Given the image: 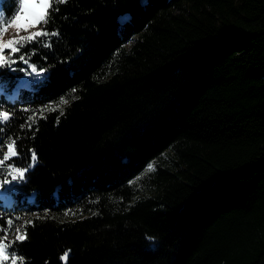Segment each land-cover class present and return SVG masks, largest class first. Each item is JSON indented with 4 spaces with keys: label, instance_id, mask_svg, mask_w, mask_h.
<instances>
[{
    "label": "trees",
    "instance_id": "trees-1",
    "mask_svg": "<svg viewBox=\"0 0 264 264\" xmlns=\"http://www.w3.org/2000/svg\"><path fill=\"white\" fill-rule=\"evenodd\" d=\"M58 7L40 27L59 35L23 50L51 79L0 97V144L37 156L0 202L24 264H264V0Z\"/></svg>",
    "mask_w": 264,
    "mask_h": 264
},
{
    "label": "snow or ice",
    "instance_id": "snow-or-ice-1",
    "mask_svg": "<svg viewBox=\"0 0 264 264\" xmlns=\"http://www.w3.org/2000/svg\"><path fill=\"white\" fill-rule=\"evenodd\" d=\"M65 3H67V0H12V3L8 5L5 0H0V70L7 69L11 73L22 72L26 77H31L28 80L17 78L16 82H13L7 76H0V97L15 100L21 89L29 88L42 83L44 80L51 79L48 75L49 70L43 68L38 70L35 64L30 63L32 52L23 50L36 43L43 44L42 37L59 35L58 30L49 32L46 28L40 26L54 22V13L59 10L58 6ZM6 8L13 9V14L10 18L5 11ZM130 20L131 17L127 14L118 18L121 27L130 22ZM9 26L16 29V35L5 42L2 37ZM38 27L40 30L30 31V29ZM21 32L29 34L20 35ZM44 46L50 47L51 45L44 44ZM6 51L8 55L5 54ZM9 56L12 58L10 59ZM20 62L28 65V68L13 67V65H17ZM72 91L74 93L76 90L73 89ZM61 103H67V100L61 98ZM51 110L54 111L55 109ZM63 114L61 112V115ZM34 115L35 113L29 115L25 121L29 130L32 124L27 122L32 121L35 123ZM15 119L16 113L12 108H2L0 106V134L6 128H11ZM57 119L59 120V117ZM25 124L20 125L21 130L25 128ZM4 139L5 142L0 144V147L6 148L7 151L3 159H0V200L7 201L18 190L17 186L28 178L26 174L34 167L37 156L34 150H29L33 163L27 167L17 166L18 158L22 154L17 150V142L20 137L18 135L9 136ZM148 171H152L151 165L148 166ZM67 214L65 213V215ZM16 219H19V217ZM6 223L7 227L0 226V230L3 232L0 235V264H8L9 261L10 264H17L18 259L24 264L23 256L19 253L17 245L27 239V234L26 232L22 233L21 229L16 227L15 241H8L7 237L13 226V219L9 218ZM31 223V221H26L25 228ZM148 239L151 240L153 238L148 237ZM68 255L69 253L65 252L62 259L66 260Z\"/></svg>",
    "mask_w": 264,
    "mask_h": 264
},
{
    "label": "rangeland",
    "instance_id": "rangeland-1",
    "mask_svg": "<svg viewBox=\"0 0 264 264\" xmlns=\"http://www.w3.org/2000/svg\"><path fill=\"white\" fill-rule=\"evenodd\" d=\"M40 28L38 27V28H34V29H30V31H38ZM29 33H24V32H21L20 33V35H28ZM16 35V29L15 28H12V27H8L7 28V31L5 32V34H4V36L2 37V39H3V41H7L8 39H11V38H13L14 36ZM133 42H131L129 45H131ZM6 55H8V53H7V51H6V53H5ZM11 56H9V58H10ZM26 68H28V66L26 67ZM21 79L22 80H28V79H31V77H26L25 75H23L22 77H21ZM37 85V84H36ZM35 86V85H34ZM34 86H32V87H29V88H33ZM6 151H7V149L6 148H3V147H1L0 148V159H3V156H4V154L6 153ZM10 163V162H9ZM151 166H152V164H151ZM22 183V182H21ZM20 183V184H21ZM19 184V185H20ZM19 185L17 186V188H19ZM14 200H15V196H14V194H12L11 195V197H10V199H8L7 201H5V200H0V202L3 204V205H6V206H11L12 204H13V202H14ZM15 225V226H14ZM16 227H21V223H18V222H15L14 224H13V226H12V228H11V235L9 234L8 235V237H7V239H9V238H11V237H15L16 238V233H15V228ZM21 229V228H20ZM22 232V231H21ZM8 264H10V261L8 262ZM17 264H19V262L17 261Z\"/></svg>",
    "mask_w": 264,
    "mask_h": 264
},
{
    "label": "water",
    "instance_id": "water-1",
    "mask_svg": "<svg viewBox=\"0 0 264 264\" xmlns=\"http://www.w3.org/2000/svg\"><path fill=\"white\" fill-rule=\"evenodd\" d=\"M68 256H69V255H68ZM62 262H64L65 264H67V262H68V257H67L66 260H63V259H62Z\"/></svg>",
    "mask_w": 264,
    "mask_h": 264
}]
</instances>
